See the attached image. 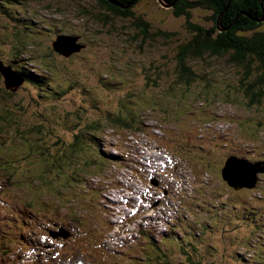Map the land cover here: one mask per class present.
Segmentation results:
<instances>
[{
    "label": "rangeland",
    "instance_id": "1",
    "mask_svg": "<svg viewBox=\"0 0 264 264\" xmlns=\"http://www.w3.org/2000/svg\"><path fill=\"white\" fill-rule=\"evenodd\" d=\"M6 1L10 8L3 11ZM143 12L163 34L144 46L134 42L137 20L113 15L98 1L0 0V63L26 76L35 70L43 78L40 86L23 83L10 92L0 76V264H21L34 243L49 257L54 240L43 237L45 230L59 233V255L49 259L68 256L54 264H155L164 254L176 256L174 264L264 260V172L250 190L234 191L221 177L228 156L264 166V96L256 107L246 104L244 80L229 54L205 57L208 64L183 59L194 74L206 78L205 84H176L179 46L190 35L186 22L174 17L170 7L132 9ZM209 16L192 10L188 21L208 27ZM63 36L76 37L82 49L69 57L55 52L52 43ZM47 84L61 95L54 98ZM115 115L132 117V129L113 123ZM94 123L97 127L87 131ZM33 126H41L42 134L26 143L21 131ZM82 130L85 143L78 138L79 147L71 148L73 135ZM92 136L96 140L91 142ZM147 142L150 149L176 158H165L172 166L170 176L156 170L150 182L145 169L133 164L157 163L146 155ZM95 153L98 162L92 167ZM116 153L134 161L117 165ZM44 167L49 183L32 182ZM143 183L156 203L134 209L137 215L125 224L130 200H138L129 193L141 192ZM176 189L184 194L178 207L169 200ZM126 200L128 208L115 207ZM169 211L182 213L179 228L165 221L149 224ZM251 214H258L257 231L240 225ZM114 234L125 238L128 248H109L117 246L110 242ZM150 255L155 258L149 260ZM35 263L50 264L44 257Z\"/></svg>",
    "mask_w": 264,
    "mask_h": 264
},
{
    "label": "trees",
    "instance_id": "2",
    "mask_svg": "<svg viewBox=\"0 0 264 264\" xmlns=\"http://www.w3.org/2000/svg\"><path fill=\"white\" fill-rule=\"evenodd\" d=\"M98 1L101 7L110 12L113 15H118L121 17H131L137 20L134 23V42L141 41V45H146L149 41L153 40L155 36H163L162 32L155 30L149 23V20H146V15L144 12L142 15L132 13V9L138 7H148L150 4L154 5V8L160 9L162 5L158 0H94ZM133 1V2H132ZM166 4H171V10L173 11L174 17H181L186 22V26L188 28V34L190 32L189 38H187L184 45L179 46V50H181L179 55V68L178 73L176 75V84L179 82L181 85L189 86L194 83H200V85L205 84L206 78L203 75L197 76L194 74L184 63L185 58L192 57L197 58L198 60H202L203 63L208 64L204 60L205 57L210 59V57L217 58L218 56L230 55L229 61L232 65L235 66L237 72L244 82L241 83V88H243V92L245 97L247 98V105L249 107H256L260 105V100L264 96V71H260V69H264V0H163ZM118 3L121 6L114 4ZM149 2V4H148ZM130 4V6L123 8ZM3 11L10 8V5L6 1L5 4H1ZM143 10V9H141ZM196 10H204L210 13L209 21H211V25L208 27L199 26L197 24H192L188 21L190 17V11ZM6 14V13H5ZM12 16V14H11ZM13 17V16H12ZM18 23L21 20H17ZM186 28V29H187ZM165 37V36H164ZM140 38V39H139ZM139 39V40H138ZM184 59V60H183ZM254 62L255 66L251 65ZM10 68L18 77H20L24 83H33L37 86H40L43 82V78L40 72L33 70V72H29L28 76L24 75V73L18 72L11 67L3 66ZM209 69H211L209 67ZM2 77V75L0 74ZM149 80V78H148ZM45 83V82H44ZM52 93L55 94L54 98H58L61 95L60 92H55L51 84H47ZM188 89V88H185ZM52 100V99H49ZM126 121H125V120ZM113 123L119 125L123 130L132 129L130 123L133 122V118L115 115L110 118ZM91 126H96L97 123L93 125H88L86 130H91ZM2 130V127L0 128ZM4 131V130H3ZM2 131V132H3ZM140 131V130H138ZM21 132L24 133V140L28 143L29 140H32L31 136H39L41 135V126H33L27 130H23ZM81 133H85L84 130L78 132L73 135V141L71 142V148L75 149L79 147L78 138L81 139L82 142L85 143V134L83 137ZM92 140H96L94 136L91 138ZM38 142L37 144H39ZM93 145V144H92ZM94 146V145H93ZM38 147V146H37ZM39 148V147H38ZM88 148L94 149V147ZM38 154L43 156L42 150L40 149ZM101 155L103 153L100 152ZM46 155V154H45ZM115 156V155H114ZM103 157H100L102 159ZM118 160V164L120 161L123 162L118 156H115ZM47 158L44 161L47 162ZM91 166L97 164V155L93 154L91 157ZM117 160H110L113 163H117ZM59 162V161H58ZM138 169L141 168V164H137L133 162ZM48 168L51 165H47ZM60 169V168H59ZM58 169V170H59ZM34 174L37 171V168L32 169ZM53 171L58 174L54 167ZM39 174L33 179L32 182H36L37 184L49 183V180L46 178L49 177V169H44L38 171ZM33 174V175H34ZM9 179V178H8ZM133 180V179H131ZM12 181V178L10 179ZM257 187V185H256ZM48 207H51V204H47ZM137 214V213H135ZM258 215V214H255ZM255 215L251 214V218L248 216H244L243 222L241 223L245 228H252L254 231H257V221ZM250 218V219H249ZM147 238V237H146ZM148 241H150L148 239ZM160 254V253H159ZM155 257L149 256V260L154 259ZM158 259L159 262L155 264H174L177 263L176 256L172 257L162 255ZM168 259V260H167ZM157 260V261H158ZM264 260L260 259L259 264H263ZM37 264V263H35Z\"/></svg>",
    "mask_w": 264,
    "mask_h": 264
},
{
    "label": "water",
    "instance_id": "3",
    "mask_svg": "<svg viewBox=\"0 0 264 264\" xmlns=\"http://www.w3.org/2000/svg\"><path fill=\"white\" fill-rule=\"evenodd\" d=\"M158 1L164 7L173 6L171 4H165L160 0ZM114 4L118 5L119 7L121 6L120 4L115 2ZM128 6H130V4L123 6V8ZM76 40H77L76 37H57L54 43L52 44V47L54 51L57 52L58 54L64 57H69L73 53L79 52L80 49L82 48L81 44L77 45L75 43ZM0 74L4 79L5 88L11 90L12 92H14L17 88H19L20 85L23 83L10 68L3 67L1 63H0ZM239 161L244 163L245 167L240 165L238 163ZM248 169H249L248 161L236 160L232 158L229 159V161H226L225 167L223 171H221V177L224 181L227 182V184H229V187L231 186V188L234 189V187L239 186L241 184V182L238 181L239 179H241L246 184H250L251 176L249 175ZM261 172L262 173L264 172V166L261 168Z\"/></svg>",
    "mask_w": 264,
    "mask_h": 264
},
{
    "label": "bare ground",
    "instance_id": "4",
    "mask_svg": "<svg viewBox=\"0 0 264 264\" xmlns=\"http://www.w3.org/2000/svg\"><path fill=\"white\" fill-rule=\"evenodd\" d=\"M160 1H162V2H164L163 0H160ZM166 4V3H165ZM64 37V36H63ZM57 38V37H56ZM55 38V39H56ZM54 43V42H53ZM52 43V44H53ZM81 47H82V45H81ZM82 49V48H81ZM80 49V50H81ZM3 66V65H2ZM18 77V76H17ZM23 83H24V81L20 78V77H18ZM22 83V84H23ZM4 87H5V85H4ZM8 91H10V92H12L11 90H9V89H7ZM16 91V90H15ZM14 91V92H15ZM115 156H118V154L116 153V155ZM236 159V160H246V159H244V158H239V157H236V156H228L225 160H224V166H225V163H226V161L227 160H229V159ZM246 161H248V164H249V169H248V172H249V175L251 176V179H250V184H246V183H244L241 179H239L238 181H240L241 182V184L239 185V186H236V187H234V191H238V190H241V189H243V188H245V189H253V188H255L256 187V185H257V182H258V176L260 175V174H262V172H261V163L259 162V161H256V162H250L249 160H246ZM147 163V162H146ZM231 163H233V162H231ZM240 165H242V166H244L245 167V164L244 163H242L241 161H239L238 162ZM263 163V162H262ZM158 165V166H157ZM160 165H164V164H162V162H157L156 164H154V166L152 167V168H154L153 170H151V172L150 173H148L147 171H145V173L147 174V175H149V181L151 182L152 180H153V172H155L156 170H158V169H156L155 167H158L159 168V166ZM141 168H142V165H141ZM148 169H151V166L149 165L148 166ZM166 171H168V169H166ZM245 177H246V174H245ZM158 181H156V183H157ZM157 185V184H156ZM231 187V186H230ZM232 189V188H231ZM165 190H167L166 188H165ZM170 191V190H169ZM136 213V211H133V213L131 214L132 216H136L137 214H135ZM145 221H147V220H145ZM141 226V225H140ZM165 232V231H164ZM113 239L114 240H117V235L116 234H114L113 235ZM125 239V238H124ZM161 242H162V240H161Z\"/></svg>",
    "mask_w": 264,
    "mask_h": 264
}]
</instances>
